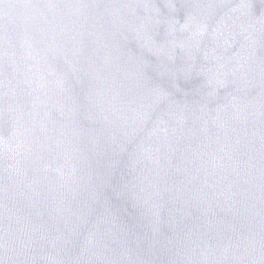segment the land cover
<instances>
[{
	"label": "water",
	"instance_id": "1",
	"mask_svg": "<svg viewBox=\"0 0 264 264\" xmlns=\"http://www.w3.org/2000/svg\"><path fill=\"white\" fill-rule=\"evenodd\" d=\"M0 264H264V0H0Z\"/></svg>",
	"mask_w": 264,
	"mask_h": 264
}]
</instances>
